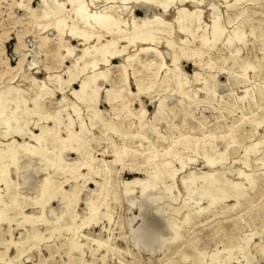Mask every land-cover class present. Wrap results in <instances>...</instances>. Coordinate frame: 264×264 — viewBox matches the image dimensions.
Segmentation results:
<instances>
[{
    "label": "rangeland",
    "instance_id": "374dc122",
    "mask_svg": "<svg viewBox=\"0 0 264 264\" xmlns=\"http://www.w3.org/2000/svg\"><path fill=\"white\" fill-rule=\"evenodd\" d=\"M50 1L0 0V264H264V0Z\"/></svg>",
    "mask_w": 264,
    "mask_h": 264
},
{
    "label": "bare ground",
    "instance_id": "6f19581e",
    "mask_svg": "<svg viewBox=\"0 0 264 264\" xmlns=\"http://www.w3.org/2000/svg\"><path fill=\"white\" fill-rule=\"evenodd\" d=\"M45 5H47V10H49L50 8H53V6L51 5V1L50 0H41ZM50 1V2H49ZM78 2H79V0H77ZM192 1V0H191ZM178 2V1H177ZM193 2V1H192ZM154 3V2H153ZM162 4V3H161ZM164 4V3H163ZM170 4V1L168 0V3L166 2V4L164 5V10H167L168 9V5ZM42 9V8H41ZM180 13H185L186 11H185V9H181L180 11H179ZM76 15H77V17H79V18H81L80 20H84L85 22L87 21V20H89V19H91L93 22H94V24H97V25H99L101 28H103V29H110V27L112 26V25H115L116 23H115V21H112V19L110 18V17H108V16H103V15H88L87 13H86V10H85V8H84V6L83 5H80V6H78V8L76 9ZM159 19H157L156 18V20L155 21H158ZM218 20V19H217ZM126 25V24H125ZM144 25H146V23L144 24ZM135 28V27H134ZM217 30V29H216ZM112 32V31H111ZM117 32V31H116ZM186 32V31H185ZM217 34V32L216 31H213V35L215 36ZM222 35V34H221ZM222 37V36H221ZM229 37V36H228ZM236 37V36H235ZM241 37H242V35H241ZM234 38V37H233ZM206 40V39H205ZM208 40V39H207ZM213 41V40H212ZM212 41H210V42H212ZM213 43V42H212ZM94 50V49H93ZM211 50V49H210ZM72 52V51H71ZM70 52V53H71ZM84 54V53H83ZM113 55V54H112ZM248 71V70H247ZM75 92V91H74ZM83 92H84V87L83 86H80V89L78 90V91H76V93L75 94H77V96H81L82 94H83ZM1 116V115H0ZM72 122V121H71ZM7 122L5 121V122H1L0 121V129L3 131V134L5 135L6 134V131L8 130V127H7ZM82 128H83V125H82ZM22 131V130H21ZM26 133H29V132H26ZM37 143V142H36ZM35 143V144H36ZM22 147H23V150L25 151V152H27V153H29V149H28V145L24 142V143H22V145H21ZM39 146V145H38ZM41 147V146H40ZM256 148V147H255ZM41 150H42V148H41ZM44 150V149H43ZM46 150V149H45ZM10 152V149L7 151V152H5V153H9ZM31 152V151H30ZM43 152V151H42ZM48 152V151H47ZM52 152V151H51ZM5 153L3 154V156H5ZM46 153V152H45ZM18 155V154H17ZM28 156L30 157L29 159H32V158H34L35 156L33 155V154H31V153H29L28 154ZM45 157V156H44ZM58 157H59V155H58ZM7 158H9L11 161H12V164H14L13 163V158H12V156H8ZM42 161V160H41ZM43 163V162H42ZM207 164H208V166H210V165H213V162L212 161H207L206 162ZM34 165V164H33ZM46 166V165H45ZM1 167V166H0ZM3 173V171H2V169L0 168V174H2ZM48 174V173H47ZM250 176V175H249ZM192 178V177H191ZM211 178V174H208L207 175V177H205L204 178V180H207L206 181V187H204V193H203V197L204 198H206V199H209L210 201L208 202L209 204H213V201H214V199L212 200V198L214 197V195L212 196L211 194H210V191H209V186H210V184H211V181L209 180ZM199 179V178H198ZM44 179H42V181H43ZM212 180V179H211ZM47 181V180H46ZM49 182V181H48ZM194 183H195V181H193ZM200 182V181H199ZM3 184V183H2ZM139 184H141V183H139ZM191 184H192V182H191ZM190 184V185H191ZM142 185V184H141ZM183 185V184H182ZM186 186V185H185ZM193 186V185H192ZM233 186V185H232ZM5 188V187H4ZM234 188H235V186H234ZM146 189V187H143V190H145ZM218 190V189H217ZM203 191V190H202ZM219 191V190H218ZM48 192V191H47ZM148 192V191H147ZM193 193H194V191H193ZM196 193V192H195ZM198 193V192H197ZM196 193V194H197ZM202 195V194H201ZM40 196H37V198H36V200H38V198H39ZM198 197V196H197ZM201 197V196H200ZM203 197H201V198H203ZM212 197V198H211ZM199 198V197H198ZM211 198V199H210ZM92 204V203H91ZM88 210V209H87ZM43 212V211H42ZM87 214V213H86ZM94 215V214H93ZM96 219V218H95ZM188 219V218H187ZM169 229H170V237L166 240V241H168V242H171L173 239L175 240V236L177 235V225H175V224H173V223H171L170 225H169ZM76 231V230H75ZM151 231H153V229H152V227L150 226V224L148 223V221H146L145 219L144 220H142V222L140 223V225H139V227H138V229H137V233L139 232L140 233V239L142 240V238L143 239H145L144 237H143V235H145V234H149ZM155 235V234H154ZM152 235L150 234V236H148V237H151ZM146 237H147V235H146ZM150 239V238H149ZM152 241H154V242H152L151 240V242L152 243H157V240H156V236H153L152 238ZM140 240V241H141ZM147 240V239H146ZM142 242H143V240H142ZM141 242V244H143ZM148 242V241H147ZM148 246V245H147ZM146 246V247H147ZM150 247V246H149ZM80 248V247H79ZM230 252H231V250L229 249V250H227V252H226V256H228L229 254H230Z\"/></svg>",
    "mask_w": 264,
    "mask_h": 264
}]
</instances>
